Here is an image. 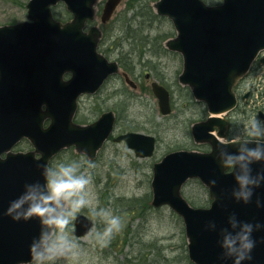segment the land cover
Returning <instances> with one entry per match:
<instances>
[{
    "label": "water",
    "instance_id": "obj_1",
    "mask_svg": "<svg viewBox=\"0 0 264 264\" xmlns=\"http://www.w3.org/2000/svg\"><path fill=\"white\" fill-rule=\"evenodd\" d=\"M60 1L73 15L65 23L51 8ZM98 2L30 0L29 20L0 26V264L32 262L65 207V197L47 186L50 158L70 145L94 157L114 128V111L90 124L73 120L78 97L120 72L116 61L98 52L100 27L84 29L96 18ZM120 2L106 1L103 22ZM154 6L177 29L167 46L183 54L180 81L212 115L192 127L195 140L209 143L210 151L175 150L154 164L152 203L169 204L182 216L194 263L264 264V141L219 138L227 136L229 124L220 114L238 103L234 85L264 50V0H158ZM66 72L72 73L69 80L63 79ZM152 87L161 111L169 113V91L155 81ZM259 115L264 119L263 111ZM47 117L51 123L44 128ZM24 136L35 151L1 157ZM115 140H125L140 157L155 150V137L145 133ZM193 177L208 187L209 207H194L183 196V184ZM75 225L74 234L83 236L94 222L80 213Z\"/></svg>",
    "mask_w": 264,
    "mask_h": 264
},
{
    "label": "rangeland",
    "instance_id": "obj_2",
    "mask_svg": "<svg viewBox=\"0 0 264 264\" xmlns=\"http://www.w3.org/2000/svg\"><path fill=\"white\" fill-rule=\"evenodd\" d=\"M28 1L0 0V25L27 19ZM128 1L123 0L105 24H101L99 7L93 24L103 31L102 52L111 60H122L121 69L137 86H130L122 75L113 76L96 95L80 98L76 117L90 123L102 111L112 109L119 116L116 134L128 130L152 134L157 138V150L152 157L139 158L125 142L111 139L95 159L74 147L59 153L51 164L49 185L53 193L65 197L66 204L51 239L30 264H194L188 256L183 218L169 205L154 207L151 203L153 165L170 150L210 149L208 143L195 142L191 134L192 124L207 116V108L179 82L183 69L180 53L168 50L165 41L164 49L159 43L152 48L137 45L134 35L145 34L141 28L151 22L132 21V12H126ZM65 10L64 5L57 8L60 13ZM152 27L151 35L168 33L166 39L176 35L167 17L154 21ZM146 73L152 78L146 79ZM153 79L173 94V110L168 115L160 111ZM248 91L251 95L244 104L229 115L231 133L236 139L264 138L263 121L257 115L258 110L264 111V66L253 67L242 94ZM182 193L200 206L211 202L208 188L198 178L190 179ZM79 212L95 221L93 230L81 238L72 234Z\"/></svg>",
    "mask_w": 264,
    "mask_h": 264
},
{
    "label": "trees",
    "instance_id": "obj_3",
    "mask_svg": "<svg viewBox=\"0 0 264 264\" xmlns=\"http://www.w3.org/2000/svg\"><path fill=\"white\" fill-rule=\"evenodd\" d=\"M151 1L152 0H129L127 3V8H126V12H132V15L130 17V19L132 21H138L139 24L145 22V20L150 21L151 26L149 25L148 27L145 28H141V30L146 31L145 34H139L138 36L134 35V40L136 41L137 45L139 46H149V48H152L151 45L155 44V43H159L161 45V48L164 49L163 47V41L165 40V38L168 36L167 34H156V35H151L152 31V23L154 21H158V20H163L164 17L159 16L158 14L155 13V11L153 10V7L151 5ZM62 17H68L70 16V13L68 11H64V13L61 14ZM129 25H131V23H128ZM143 47V48H144ZM102 49V48H101ZM160 50V48H158ZM150 51V49H149ZM165 51V50H163ZM121 60V58H120ZM122 62V60H121ZM124 64V62H123ZM125 65V64H124ZM125 67L128 69L129 67L125 65ZM195 205H199L196 204L195 201H192Z\"/></svg>",
    "mask_w": 264,
    "mask_h": 264
},
{
    "label": "flooded vegetation",
    "instance_id": "obj_4",
    "mask_svg": "<svg viewBox=\"0 0 264 264\" xmlns=\"http://www.w3.org/2000/svg\"><path fill=\"white\" fill-rule=\"evenodd\" d=\"M65 77L68 78L69 74L66 73ZM245 86L246 85H244L243 82H240L236 87L237 92L241 93ZM43 124H44V126H48L50 124V119H48V118L44 119ZM31 149H33L31 142L28 139L23 138L22 140H20V142L17 144V146L15 147L14 150L15 151H28Z\"/></svg>",
    "mask_w": 264,
    "mask_h": 264
}]
</instances>
